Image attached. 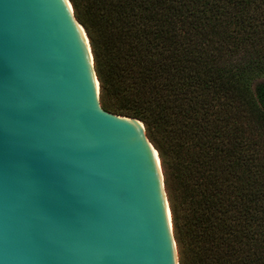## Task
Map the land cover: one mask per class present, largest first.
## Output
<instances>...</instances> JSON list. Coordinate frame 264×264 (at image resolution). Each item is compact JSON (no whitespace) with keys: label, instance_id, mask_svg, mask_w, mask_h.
I'll return each mask as SVG.
<instances>
[{"label":"trees","instance_id":"obj_1","mask_svg":"<svg viewBox=\"0 0 264 264\" xmlns=\"http://www.w3.org/2000/svg\"><path fill=\"white\" fill-rule=\"evenodd\" d=\"M99 104L139 120L178 264H264V0H68Z\"/></svg>","mask_w":264,"mask_h":264},{"label":"water","instance_id":"obj_2","mask_svg":"<svg viewBox=\"0 0 264 264\" xmlns=\"http://www.w3.org/2000/svg\"><path fill=\"white\" fill-rule=\"evenodd\" d=\"M153 152L68 0H0V264H178Z\"/></svg>","mask_w":264,"mask_h":264},{"label":"rangeland","instance_id":"obj_3","mask_svg":"<svg viewBox=\"0 0 264 264\" xmlns=\"http://www.w3.org/2000/svg\"><path fill=\"white\" fill-rule=\"evenodd\" d=\"M264 83V82H263ZM146 135V134H145ZM147 138V137H146ZM149 141V140H148ZM161 169V167H160ZM162 173V172H161ZM163 177V176H162ZM163 188H164V184H163ZM164 192H165V188H164ZM166 195V193H165ZM167 200V198H166ZM168 204V203H167ZM170 221H171V218H170ZM171 232H172V237H173V240H174V243H175V249H176V256H177V246H176V242H175V239H174V236H173V230H172V224H171ZM177 263H178V256H177Z\"/></svg>","mask_w":264,"mask_h":264},{"label":"bare ground","instance_id":"obj_4","mask_svg":"<svg viewBox=\"0 0 264 264\" xmlns=\"http://www.w3.org/2000/svg\"><path fill=\"white\" fill-rule=\"evenodd\" d=\"M154 155H157V154H155V152H153V156H154ZM154 158H155L156 161L159 162L158 156H155ZM168 209H169V208H168ZM167 213H168V212H167ZM169 214H170V212H169ZM167 216H168V214H167Z\"/></svg>","mask_w":264,"mask_h":264}]
</instances>
